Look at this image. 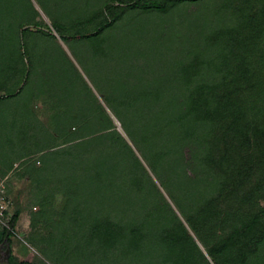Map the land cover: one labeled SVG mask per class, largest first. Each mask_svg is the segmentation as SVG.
<instances>
[{"label":"rangeland","instance_id":"1","mask_svg":"<svg viewBox=\"0 0 264 264\" xmlns=\"http://www.w3.org/2000/svg\"><path fill=\"white\" fill-rule=\"evenodd\" d=\"M0 264H264V0H0Z\"/></svg>","mask_w":264,"mask_h":264},{"label":"built area","instance_id":"2","mask_svg":"<svg viewBox=\"0 0 264 264\" xmlns=\"http://www.w3.org/2000/svg\"><path fill=\"white\" fill-rule=\"evenodd\" d=\"M5 183L6 179L0 177V224L9 229L7 217L9 216L10 201L8 199Z\"/></svg>","mask_w":264,"mask_h":264}]
</instances>
